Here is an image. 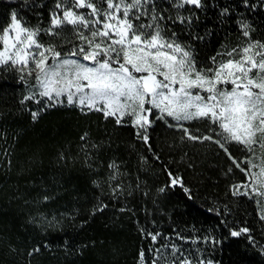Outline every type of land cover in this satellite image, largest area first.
<instances>
[{
  "label": "snow or ice",
  "instance_id": "snow-or-ice-1",
  "mask_svg": "<svg viewBox=\"0 0 264 264\" xmlns=\"http://www.w3.org/2000/svg\"><path fill=\"white\" fill-rule=\"evenodd\" d=\"M240 4L249 14L264 12V0H240ZM212 6L211 0H20L0 24V71L19 73L21 82L33 79L34 90L20 100L22 106L26 102L39 106L29 112L33 122L49 108L74 107L132 128L150 151L151 130L157 122L179 132L184 144L216 146L230 161L226 174L234 170L242 174L240 182L230 185V194L252 199L259 208L258 219L264 222V38H256L259 29L241 13L235 21L237 42L222 45L205 62L198 61L190 41L205 39L195 28L200 14ZM30 13L42 19L33 25ZM230 15V8H220L221 23ZM176 28L189 34L188 41L179 38ZM65 40L70 46L61 50L58 41ZM80 141L82 165L98 168L103 145L90 142L87 133ZM67 159L60 154L65 166ZM165 171L168 182L157 192L179 186L190 196L183 178ZM129 178L124 162L110 158L103 173L92 180L101 195L90 214L108 209L103 196L127 199L141 189L138 177L133 183ZM51 199L44 193L38 200L23 202ZM37 212L26 223L46 232L59 231L67 218ZM222 223L228 225L227 220ZM139 231L148 246L138 252L137 264H212L201 258L202 249L197 247L209 242L206 237H185L174 229L177 243L147 227ZM250 233L247 227L228 230L230 237L245 236L252 243ZM40 251L33 247L28 255Z\"/></svg>",
  "mask_w": 264,
  "mask_h": 264
},
{
  "label": "trees",
  "instance_id": "trees-1",
  "mask_svg": "<svg viewBox=\"0 0 264 264\" xmlns=\"http://www.w3.org/2000/svg\"><path fill=\"white\" fill-rule=\"evenodd\" d=\"M211 2L213 6L200 14L195 28L205 39L190 41L198 61L205 62L238 34L235 21L242 18L241 13L259 29L256 38H264V12L249 14L240 0ZM19 3L0 0V24ZM221 7L231 9L223 23ZM29 15L30 21L37 17ZM176 30L182 41H188L187 32ZM58 43L63 44L61 50L70 46L66 40ZM33 84L30 77L19 81L15 71H0V264H137L138 252L148 246L139 231L142 226L219 240L207 249L216 264H264V222L258 219V205L230 194V185L240 182L242 174L236 170L226 174L230 161L216 146L184 144L179 132L157 122L151 130L150 151L135 138L132 128L118 127L100 113L82 114L74 107L49 108L33 122L30 102L20 104L34 90L30 88ZM84 133L90 142L103 145L99 167L93 170L82 165L80 136ZM61 153L68 157L66 166L59 161ZM110 158L123 161L130 172L128 182L138 177L141 189L127 199L103 196L109 207L93 216L90 213L101 193L92 180L103 173ZM165 169L183 178L190 196L179 186L157 192L168 182ZM142 191L149 194L144 196ZM44 193L53 199L23 202L38 200ZM121 207L128 210L121 212ZM37 209L67 218L59 231L46 232L26 223L30 215H38ZM229 227L250 228L254 242L245 236L230 237ZM33 247L41 251L29 256Z\"/></svg>",
  "mask_w": 264,
  "mask_h": 264
},
{
  "label": "rangeland",
  "instance_id": "rangeland-1",
  "mask_svg": "<svg viewBox=\"0 0 264 264\" xmlns=\"http://www.w3.org/2000/svg\"><path fill=\"white\" fill-rule=\"evenodd\" d=\"M46 17H47V12H45L44 17H43L45 22H46ZM40 19H42V18L41 17H35L32 21H30V23L35 25V24H37L39 22ZM237 35L238 34L234 35V37H231V39L225 45L231 46V45L235 44L237 42ZM220 50H221V48L219 49V51ZM30 106L34 110H36L39 107L37 104L31 103V102H30ZM257 156H259V153H257ZM259 162H260L259 159H256V163L259 164ZM253 171H255V170H253ZM176 232H178V231L176 230ZM161 233H163L165 236H171L175 242L179 243V241L175 239L174 231L171 234H166L165 232H162V231H161ZM179 233L181 235L185 236V237H192V236H190L191 234L187 233V232H179ZM194 236L201 237L200 234H198V233H195ZM208 241L209 242H207V243H202V244L197 245V247H200L202 249V251L200 253L201 258H205L207 260H211L209 258V256H208V254H207V249H209L214 243L211 242V241H213L211 238H208ZM185 246L187 247V245H185ZM212 264H216V263L212 261Z\"/></svg>",
  "mask_w": 264,
  "mask_h": 264
}]
</instances>
